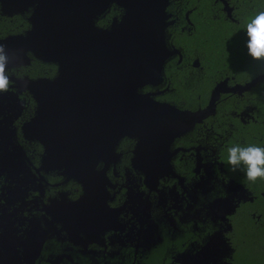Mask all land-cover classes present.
Listing matches in <instances>:
<instances>
[{
	"label": "flooded vegetation",
	"instance_id": "flooded-vegetation-1",
	"mask_svg": "<svg viewBox=\"0 0 264 264\" xmlns=\"http://www.w3.org/2000/svg\"><path fill=\"white\" fill-rule=\"evenodd\" d=\"M260 11L264 0H166L168 53L159 79L141 92L198 110L223 84L213 113L168 149L143 144L138 152H170L167 160L143 154L144 170L133 164L140 141L127 136L78 178L44 166L43 145L25 131L36 111L31 94L0 93V264H187L182 253L215 234L226 264H264V180L250 182L226 163L230 146H264V62L248 54L247 33L237 36ZM122 13L111 3L96 23L108 27ZM13 17L18 32L29 28L26 17ZM1 27L17 33L0 13ZM56 71L31 57L17 74Z\"/></svg>",
	"mask_w": 264,
	"mask_h": 264
},
{
	"label": "water",
	"instance_id": "water-1",
	"mask_svg": "<svg viewBox=\"0 0 264 264\" xmlns=\"http://www.w3.org/2000/svg\"><path fill=\"white\" fill-rule=\"evenodd\" d=\"M6 3L10 8H33L31 29L18 36V47L29 48L39 59L57 66L53 79L32 82L37 109L25 128L43 145L44 166L70 171L78 178L127 136L140 141L133 164L144 170L139 162L143 154L167 160L170 152H138L143 144L155 143L153 150L164 143L168 149L175 137L213 113L212 102L223 83L213 89L211 103L198 110L178 109L139 92L159 79L168 53L163 22L166 0ZM111 3L123 8L121 17L108 27L98 26V16ZM262 78L264 74L257 79Z\"/></svg>",
	"mask_w": 264,
	"mask_h": 264
},
{
	"label": "rangeland",
	"instance_id": "rangeland-1",
	"mask_svg": "<svg viewBox=\"0 0 264 264\" xmlns=\"http://www.w3.org/2000/svg\"><path fill=\"white\" fill-rule=\"evenodd\" d=\"M32 11H33V8L27 7V6L22 7V8L12 6L10 8L7 6L6 0H1L0 1V13L2 15H4L5 20H6V24L13 25L14 30H16L17 33H15V34H13V33L10 34L9 32L6 33V27H1L0 33H2L1 34L2 37L0 36V43H3L7 46L8 50H9V55H10V57H12V59L9 63V70H10L9 75L11 76V79L13 80L14 84H13L11 90L5 94L11 95V94H16V93H20V92L30 93L35 104H36V109H37V100L35 97L36 94L33 90L32 82L37 81L39 79H53L56 76L57 71H56V74L51 78H49V77L34 78V77H29L30 75L17 74V70L18 69L20 70V66L28 64L31 57L39 59L37 57V55L31 49L24 48L21 50L22 47H18V44L20 41L18 39V36H25L29 32V30L31 29L30 18L32 15ZM14 14H20L22 17L27 18L29 28L25 29L24 32L20 33V32H18L20 30L17 29L19 27H22L23 24L20 25L22 23V21H16L17 19H14V17L10 18ZM12 21H14L15 23H12ZM39 60L44 61L42 59H39ZM44 62L52 63V62H48V61H44ZM159 77H160V75H159ZM148 84H155V82L148 83ZM146 85H144V86H146ZM141 89L139 90V92H141ZM185 132L186 131H184L183 133H185ZM226 201H225V204L230 205V202L229 201L226 202ZM205 226L206 225H203V227H201V228H204ZM227 227H228V225H227ZM215 236H217V235L215 234L214 236H212V238H214V239H211V242H209V241L206 243L205 242H197L195 250H192L191 248H189L186 253H182V254H185L188 256V262H185V263H187V264H226L225 263L226 261L222 260L221 257H219L220 255L227 253L225 243L223 244L220 242V241H222L220 236H218L216 238H215ZM204 243H205V245H204ZM216 243L219 245L220 249H216L214 251V245ZM188 244H191V243H188ZM222 248L224 251L221 250ZM215 256L217 258H215ZM181 261H183V260H181ZM180 262H176V264H178Z\"/></svg>",
	"mask_w": 264,
	"mask_h": 264
},
{
	"label": "clouds",
	"instance_id": "clouds-1",
	"mask_svg": "<svg viewBox=\"0 0 264 264\" xmlns=\"http://www.w3.org/2000/svg\"><path fill=\"white\" fill-rule=\"evenodd\" d=\"M248 54L253 60L264 62V11H260L246 25ZM12 57L7 46L0 43V93L11 90L14 82L9 75ZM227 165L232 172L244 171L246 179L255 183L264 180V146L235 144L227 150Z\"/></svg>",
	"mask_w": 264,
	"mask_h": 264
},
{
	"label": "trees",
	"instance_id": "trees-1",
	"mask_svg": "<svg viewBox=\"0 0 264 264\" xmlns=\"http://www.w3.org/2000/svg\"><path fill=\"white\" fill-rule=\"evenodd\" d=\"M258 3H259V1L255 5L258 6ZM231 30L232 29L230 28V32H231ZM244 33H246V32H241V33L237 32V36H242ZM245 244L253 245L256 243L251 240V241L245 242ZM261 245H264V237L261 239Z\"/></svg>",
	"mask_w": 264,
	"mask_h": 264
}]
</instances>
